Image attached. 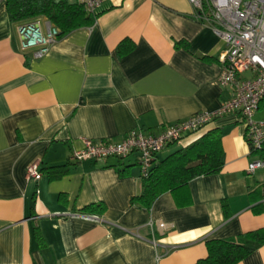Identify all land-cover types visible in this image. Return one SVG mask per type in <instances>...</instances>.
Segmentation results:
<instances>
[{"label": "crops", "instance_id": "obj_1", "mask_svg": "<svg viewBox=\"0 0 264 264\" xmlns=\"http://www.w3.org/2000/svg\"><path fill=\"white\" fill-rule=\"evenodd\" d=\"M97 13L35 57L0 5V264H194L206 240L264 228V168L247 172L254 156L239 113L158 152L163 159L217 128L223 165L149 208L131 203L142 188L135 153L70 159L86 139L157 133L231 96L218 81L225 43L192 17L188 0H105ZM262 113L264 100L255 119ZM35 160L41 176L27 180ZM236 264H264V244Z\"/></svg>", "mask_w": 264, "mask_h": 264}, {"label": "built area", "instance_id": "obj_2", "mask_svg": "<svg viewBox=\"0 0 264 264\" xmlns=\"http://www.w3.org/2000/svg\"><path fill=\"white\" fill-rule=\"evenodd\" d=\"M7 0H0V5ZM80 3L87 14L95 16L105 0H69ZM192 17L204 22L225 43L219 57V84L231 89L230 98L213 111H198L185 119L165 126L152 133L142 128L131 129L121 141L86 139L81 149L74 150L70 159L74 162L104 160L110 157L122 159L137 155L141 176H147L156 155L165 146L180 142L181 138L196 131L214 118L229 113H239L246 127V142L253 160L247 172L264 168V120L254 114L264 100V0H188ZM17 33L22 50L34 49L33 55L41 57L58 38V29L47 18L37 17L19 22ZM251 72L249 77L242 73ZM39 161L26 168L27 180H38ZM38 193V190L35 191ZM82 217L101 220L98 215L83 213ZM160 226H164L160 224Z\"/></svg>", "mask_w": 264, "mask_h": 264}, {"label": "trees", "instance_id": "obj_3", "mask_svg": "<svg viewBox=\"0 0 264 264\" xmlns=\"http://www.w3.org/2000/svg\"><path fill=\"white\" fill-rule=\"evenodd\" d=\"M5 6L12 22H23L37 17L47 18L57 27L58 37L90 25L100 14L91 16L80 3L69 0H7ZM123 43L117 47L119 52L126 51L127 47H121ZM260 156L264 157V152H260ZM222 165L221 132L214 128L189 146L163 159H158L156 155L148 175L141 176V193L132 197L131 203L149 208L162 192L183 188L197 176L217 173ZM63 168L64 165L50 169L53 174L60 173ZM259 190L260 197L264 199V184ZM261 208L264 209V202ZM261 244H264V228L247 231L232 238L208 239L205 241L206 257L194 264H236Z\"/></svg>", "mask_w": 264, "mask_h": 264}, {"label": "rangeland", "instance_id": "obj_4", "mask_svg": "<svg viewBox=\"0 0 264 264\" xmlns=\"http://www.w3.org/2000/svg\"><path fill=\"white\" fill-rule=\"evenodd\" d=\"M260 117H264V113H262V114L260 115Z\"/></svg>", "mask_w": 264, "mask_h": 264}]
</instances>
